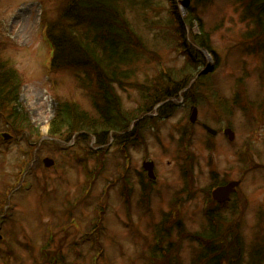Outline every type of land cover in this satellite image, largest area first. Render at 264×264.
I'll use <instances>...</instances> for the list:
<instances>
[{
    "label": "rangeland",
    "instance_id": "rangeland-1",
    "mask_svg": "<svg viewBox=\"0 0 264 264\" xmlns=\"http://www.w3.org/2000/svg\"><path fill=\"white\" fill-rule=\"evenodd\" d=\"M64 1L0 0V61L20 85L18 103L27 118L21 127L19 120L14 123L10 118L9 124L18 127L11 133L0 111V134L13 136L9 142L0 140V264H40L39 249L53 227L47 250L56 254L57 264H92L94 257L97 264H148L153 225L160 210L175 207L174 198L180 201L179 210L155 247L158 254L170 247L167 264H191L197 259L198 239L214 231L217 221L223 222L228 234L236 235L251 260L264 247V53L245 49L249 23L227 0H133V7L120 1L117 9L127 11L125 19L135 39L131 46L140 56L123 67V72L132 74L128 86L123 81L117 87V110L129 120L137 118L133 136L139 133L140 138L116 141L111 136L112 141L98 146L90 133L87 140L73 136L69 143L48 136L57 105L68 102L95 114L73 69L50 67L52 50L45 26L57 18ZM189 15L200 22L194 21L191 28L179 24L177 16L183 22ZM202 38L208 49L198 55L196 43ZM188 52L192 57L186 59ZM187 65L194 78L182 88L186 76L180 70ZM139 86L146 97L172 96L164 100L162 110L156 107L139 115ZM192 106L197 118L189 123ZM203 124L217 134L208 135ZM225 128L231 129L233 140H227ZM116 142L128 151L131 167ZM29 149L35 152L34 164L18 180ZM144 149L146 160L153 161L155 179L143 178L149 193L147 208L135 173L141 170ZM44 159L54 165L44 167ZM181 163L190 177L187 185L179 171ZM123 180L131 191L132 219L126 217L120 196ZM230 181H240L237 193L225 207L209 206L214 224L209 227L202 211L206 194ZM94 215L102 220L91 229L96 225ZM89 229L101 249L90 248ZM66 236L64 248L69 249L62 251ZM73 242L78 257L71 254Z\"/></svg>",
    "mask_w": 264,
    "mask_h": 264
},
{
    "label": "trees",
    "instance_id": "trees-1",
    "mask_svg": "<svg viewBox=\"0 0 264 264\" xmlns=\"http://www.w3.org/2000/svg\"><path fill=\"white\" fill-rule=\"evenodd\" d=\"M120 1L130 3L133 7V0H67L57 18L49 24L47 36L53 51L52 67H70L77 72V83L88 91L95 114L91 116L80 111L76 104L59 103L50 121L49 136L70 138L80 131L82 136H89L91 133L90 136H96L97 142L103 144L109 140L110 134L115 136L126 134L128 131L132 120L118 113V99L115 93L120 84L124 85L126 82L127 85L131 79L132 73L123 72V67L132 65L140 54L131 46L135 39L133 29L125 19L127 11L117 9ZM227 1L240 13L242 20L251 25L243 37L245 49L264 53V0ZM176 18L179 24L189 25L190 28L194 21L197 24L200 22L194 15L183 18L184 23L180 16ZM196 47L195 54L199 55L201 49H208L206 40L202 38L196 43ZM189 56L192 57L190 52ZM190 70L188 65L180 70L186 76L180 83L182 88L188 87L193 79ZM12 77V71L0 61L1 117L6 124H9V119L13 117L14 123L19 120L17 126L21 127L27 124V118L18 103L20 85ZM171 96L163 93L157 97H146L142 93L141 99L146 103L138 110L151 109ZM221 223L223 222L217 221L214 231L211 230L204 236L203 246L201 249L198 247L200 256L197 259L194 257L191 264L263 263L262 245L257 255L250 257L251 260L247 259L236 235L228 234ZM167 250L154 255L155 262L157 260L160 262L158 264L169 263L171 259Z\"/></svg>",
    "mask_w": 264,
    "mask_h": 264
},
{
    "label": "water",
    "instance_id": "water-1",
    "mask_svg": "<svg viewBox=\"0 0 264 264\" xmlns=\"http://www.w3.org/2000/svg\"><path fill=\"white\" fill-rule=\"evenodd\" d=\"M197 117V109L195 107L192 108V113L189 117L190 122H195ZM204 128L206 129V131H208L210 134H215L216 132L212 129H210L209 127L204 125ZM225 135L231 140L233 139V133L231 132L230 129H226L224 131ZM6 136V135H4ZM43 164L45 167H51L53 166V161L50 159H44L43 160ZM152 163H147L144 165V169L147 171L148 176H150L151 178H154L153 176V171H152ZM239 185V182H230L227 183L224 186H220L218 188H216L213 192H212V197L214 200H216L217 202H224L229 198L230 193L234 192L235 188Z\"/></svg>",
    "mask_w": 264,
    "mask_h": 264
},
{
    "label": "flooded vegetation",
    "instance_id": "flooded-vegetation-1",
    "mask_svg": "<svg viewBox=\"0 0 264 264\" xmlns=\"http://www.w3.org/2000/svg\"><path fill=\"white\" fill-rule=\"evenodd\" d=\"M129 166L131 167L132 164L129 163ZM139 188L141 189L140 185H139ZM127 192H128L127 196H128V198H129V195H130L131 191L129 190L128 186H127ZM129 200H130V198H129ZM67 237H68V236H67ZM67 237L64 239V242H63L64 247H65V245H67V243H68V238H67ZM70 246H71V245H70ZM75 248L77 249L76 245H75ZM66 249H69V248H65V250H66ZM70 250H71V248H70ZM77 250H78V249H77Z\"/></svg>",
    "mask_w": 264,
    "mask_h": 264
}]
</instances>
